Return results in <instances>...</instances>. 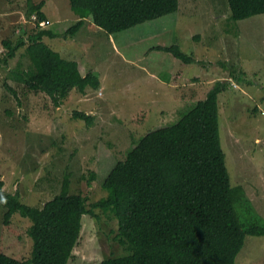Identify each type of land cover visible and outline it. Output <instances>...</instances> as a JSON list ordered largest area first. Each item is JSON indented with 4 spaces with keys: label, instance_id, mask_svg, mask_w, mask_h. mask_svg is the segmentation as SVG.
I'll return each mask as SVG.
<instances>
[{
    "label": "rangeland",
    "instance_id": "374dc122",
    "mask_svg": "<svg viewBox=\"0 0 264 264\" xmlns=\"http://www.w3.org/2000/svg\"><path fill=\"white\" fill-rule=\"evenodd\" d=\"M45 1L43 11L54 32L76 23L68 0ZM180 3L178 12L116 35L87 22L75 37H47L45 42L55 51L81 62L82 72L103 73L98 90H73L59 107L19 80V71L31 67L26 50L6 62L8 49L2 41L8 35L0 33V48L5 49L0 53V180L8 192L19 190L29 204L42 206L59 191L62 173L69 167L74 174L71 192L80 191L96 202L105 195L103 180L124 156L132 135L140 137L174 121L172 115L191 88L202 95L215 82L227 81L229 89L220 97L221 145L232 186H242L248 196L236 211L243 223L264 224V14L236 21L227 0ZM26 4L0 0V23H8L13 9L25 13ZM11 22L16 30L19 22ZM173 44L193 54L196 62L186 65L166 53L147 51ZM151 108L159 119L144 113ZM75 111L96 120L89 126L73 118ZM92 172L97 178L89 181ZM3 209L0 204V253L27 259L33 245L27 235L31 221L16 214L4 227ZM99 221L83 217L81 238L69 264H101L123 252L114 239L117 222ZM236 264H264V236H247Z\"/></svg>",
    "mask_w": 264,
    "mask_h": 264
},
{
    "label": "trees",
    "instance_id": "16d2710c",
    "mask_svg": "<svg viewBox=\"0 0 264 264\" xmlns=\"http://www.w3.org/2000/svg\"><path fill=\"white\" fill-rule=\"evenodd\" d=\"M68 1L77 21L66 31L41 26L43 21L52 24L43 11L45 0H26L28 18L22 34L15 31V39L3 41L8 49L5 61L25 48L31 67L19 71L23 72L19 80L30 91L49 96L57 107L73 90L82 94L98 90L103 73L82 72L81 62L55 51L45 42L47 37H75L87 22L116 35L176 13L181 4V0ZM227 1L233 20L264 14V0ZM147 51L166 53L186 65L196 62L179 44L156 45ZM229 86L227 81H217L202 95L191 88L192 94L181 99L179 112L172 115L174 121L156 125L140 137L132 135L124 156L103 180L105 195L96 202L80 191L71 192L74 174L69 167L62 173L59 191L42 206L29 204L19 190L8 192L0 180L4 227L16 214L27 218L31 221L27 235L33 241L27 259L0 253V264H69L85 215L98 221L103 215L101 223L117 222L114 239L123 252L101 264H236L247 236H264V224L243 223L236 211L248 196L242 186H232L221 145L220 97ZM155 109L144 113L159 119ZM73 118L89 126L96 120L82 111H75ZM96 178L92 172L89 181Z\"/></svg>",
    "mask_w": 264,
    "mask_h": 264
},
{
    "label": "crops",
    "instance_id": "0c3cea01",
    "mask_svg": "<svg viewBox=\"0 0 264 264\" xmlns=\"http://www.w3.org/2000/svg\"><path fill=\"white\" fill-rule=\"evenodd\" d=\"M7 16L9 17L8 23L6 21L4 22V24H1L0 23V33L2 34V36L4 35V33H7V35H8V38L7 39H10V38L15 39V36L16 35L14 34L15 30L13 29L15 26H13L14 22H11V20H17L19 22L18 28L23 27L22 20H24L25 17L28 18L27 15H26V11L24 13V11H21L20 8H16V9H13L11 12H9V14ZM15 18H17V19H15ZM52 25L53 24H50L49 25V28H51ZM63 30H64V28H63ZM63 30L61 32H63ZM2 36L0 35L1 38H2ZM4 40H6V39H4ZM3 41H2V44H3ZM3 49L0 48V53H2ZM158 77L160 78L161 76L158 74ZM12 254H14V253H12Z\"/></svg>",
    "mask_w": 264,
    "mask_h": 264
},
{
    "label": "clouds",
    "instance_id": "9594fccd",
    "mask_svg": "<svg viewBox=\"0 0 264 264\" xmlns=\"http://www.w3.org/2000/svg\"><path fill=\"white\" fill-rule=\"evenodd\" d=\"M48 24V23H47ZM22 25H24V20H22ZM46 27H48V26H46ZM16 31V34L17 33H19L18 35H21L22 34V32H23V30H22V27H20V28H18L17 30H15ZM12 60V59H11ZM9 61V60H8ZM8 61H6V62H8ZM20 66V65H19ZM13 255H15V254H13ZM17 257H18V255H16ZM18 258H20V257H18Z\"/></svg>",
    "mask_w": 264,
    "mask_h": 264
},
{
    "label": "built area",
    "instance_id": "2783aa9c",
    "mask_svg": "<svg viewBox=\"0 0 264 264\" xmlns=\"http://www.w3.org/2000/svg\"><path fill=\"white\" fill-rule=\"evenodd\" d=\"M41 26H47V23L43 21V22L41 23Z\"/></svg>",
    "mask_w": 264,
    "mask_h": 264
}]
</instances>
